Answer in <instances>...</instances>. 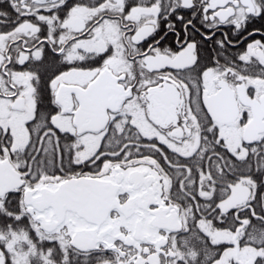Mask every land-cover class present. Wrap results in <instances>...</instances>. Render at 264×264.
Masks as SVG:
<instances>
[{
    "label": "snow or ice",
    "instance_id": "obj_1",
    "mask_svg": "<svg viewBox=\"0 0 264 264\" xmlns=\"http://www.w3.org/2000/svg\"><path fill=\"white\" fill-rule=\"evenodd\" d=\"M0 264H264V0H0Z\"/></svg>",
    "mask_w": 264,
    "mask_h": 264
}]
</instances>
